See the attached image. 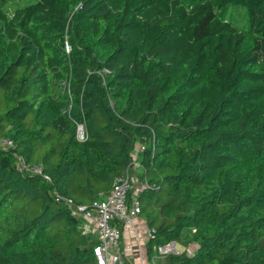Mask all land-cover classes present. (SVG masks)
<instances>
[{"label": "trees", "instance_id": "trees-1", "mask_svg": "<svg viewBox=\"0 0 264 264\" xmlns=\"http://www.w3.org/2000/svg\"><path fill=\"white\" fill-rule=\"evenodd\" d=\"M19 1L0 0V264H97L57 195L89 205L127 170L150 256L264 264V0Z\"/></svg>", "mask_w": 264, "mask_h": 264}, {"label": "built area", "instance_id": "built-area-1", "mask_svg": "<svg viewBox=\"0 0 264 264\" xmlns=\"http://www.w3.org/2000/svg\"><path fill=\"white\" fill-rule=\"evenodd\" d=\"M70 49L71 46L68 44L67 50L70 51ZM77 137L81 140L86 138L84 125L81 123L78 124ZM0 145L8 148L14 146V143L4 138L0 132ZM16 156L18 157L16 163L18 171L43 175L45 180L51 181V177L44 174L40 165H29L22 157ZM135 166L138 167V164L136 163ZM146 185L145 180H141L132 170H127L125 175L114 179L113 188L106 196L103 195L102 198L89 205L75 204L72 198L57 195V200L63 201L72 210L73 215L82 218L83 232L97 236L98 243L93 249L97 264H131L122 245L124 229L127 227H132L136 232L139 254L143 258L139 229L134 223V217L140 216L141 208L137 194ZM152 237L153 231L148 229V239ZM178 245L176 241H172L156 247L154 258H163L170 253L179 254L181 250ZM141 261L143 264V260Z\"/></svg>", "mask_w": 264, "mask_h": 264}, {"label": "crops", "instance_id": "crops-1", "mask_svg": "<svg viewBox=\"0 0 264 264\" xmlns=\"http://www.w3.org/2000/svg\"><path fill=\"white\" fill-rule=\"evenodd\" d=\"M134 223L136 227H138L139 231V241L141 244V251L143 254V258L140 257L139 249H138V241L136 239V232L132 227H127L124 229V235H123V247L124 252L126 254V257L128 261L131 264H166V260L164 258H154L155 255L150 256L149 255V249H148V227L145 222V220L141 217H134ZM183 251V250H181Z\"/></svg>", "mask_w": 264, "mask_h": 264}, {"label": "rangeland", "instance_id": "rangeland-1", "mask_svg": "<svg viewBox=\"0 0 264 264\" xmlns=\"http://www.w3.org/2000/svg\"><path fill=\"white\" fill-rule=\"evenodd\" d=\"M31 0H25V1H19L18 3L22 6V5H24V4H26L27 2H30ZM140 170V169H139ZM138 169L136 170V171H139ZM178 248L180 249V250H184L185 248L182 246V245H178Z\"/></svg>", "mask_w": 264, "mask_h": 264}]
</instances>
